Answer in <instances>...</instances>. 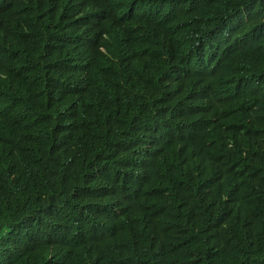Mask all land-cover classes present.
Wrapping results in <instances>:
<instances>
[{
    "label": "trees",
    "instance_id": "16d2710c",
    "mask_svg": "<svg viewBox=\"0 0 264 264\" xmlns=\"http://www.w3.org/2000/svg\"><path fill=\"white\" fill-rule=\"evenodd\" d=\"M0 17L2 46L32 21L78 59L103 49L118 61L89 67L101 84L81 85L83 105L0 91L18 114L0 121V255L37 187L76 237L58 264H264V0H8ZM141 119L170 136L115 188L99 153ZM99 129L112 134L95 143ZM148 181L152 196L126 198Z\"/></svg>",
    "mask_w": 264,
    "mask_h": 264
},
{
    "label": "clouds",
    "instance_id": "9594fccd",
    "mask_svg": "<svg viewBox=\"0 0 264 264\" xmlns=\"http://www.w3.org/2000/svg\"><path fill=\"white\" fill-rule=\"evenodd\" d=\"M7 3L8 0H5L0 6ZM8 26L9 19L0 17V91L23 89L25 98L32 99L40 98L43 94L41 90L46 89V94L52 96L55 101L59 102L61 98L70 104L83 105L84 98L78 97V93H82L81 85L90 82L101 84L92 78L89 67L104 66L106 62L113 66L118 63L111 53H106L103 49L101 56L93 51L96 59L88 60L85 56L78 59V51L69 52L65 44L50 40L32 21L22 26L20 38L15 45L2 46V34ZM63 55L68 60L65 65L59 61ZM41 72L45 73L44 79H40ZM34 92L37 93L35 96ZM5 109H8L9 114H4ZM16 118L17 113L3 105L0 106V121ZM138 124L142 129L133 128L123 134L113 133L118 136L116 140L99 153L100 172L113 181L115 188L123 178L140 177L151 165L150 159L159 155L166 138L170 136L163 130L164 125L155 119H141ZM110 134L112 130L99 129L93 141L100 143ZM32 151L38 155L34 149ZM135 169H139L138 174ZM152 191L153 183L148 181L126 198L130 201H141L152 196ZM23 207L30 212L19 219V224L11 235L12 252L5 258V249L2 250L0 264H26L29 254L44 264L60 263L69 253L76 237H71L68 231L48 218L47 213L54 207L49 188L42 191L37 187H28ZM143 210H148V207ZM93 212L94 205L87 204L82 210V224L85 225L86 236L89 222L96 226ZM87 240L91 242L88 236Z\"/></svg>",
    "mask_w": 264,
    "mask_h": 264
}]
</instances>
